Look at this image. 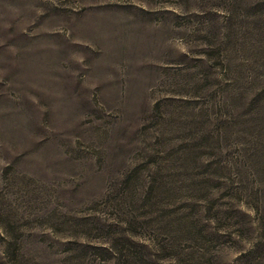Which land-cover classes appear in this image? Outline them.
<instances>
[{
	"label": "rangeland",
	"instance_id": "rangeland-1",
	"mask_svg": "<svg viewBox=\"0 0 264 264\" xmlns=\"http://www.w3.org/2000/svg\"><path fill=\"white\" fill-rule=\"evenodd\" d=\"M0 264H264V0H0Z\"/></svg>",
	"mask_w": 264,
	"mask_h": 264
}]
</instances>
